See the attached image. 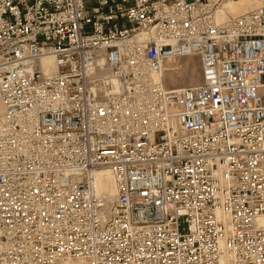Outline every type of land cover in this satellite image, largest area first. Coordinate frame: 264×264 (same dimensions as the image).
Segmentation results:
<instances>
[{"label":"built area","instance_id":"obj_1","mask_svg":"<svg viewBox=\"0 0 264 264\" xmlns=\"http://www.w3.org/2000/svg\"><path fill=\"white\" fill-rule=\"evenodd\" d=\"M229 1L0 0V264H264V0Z\"/></svg>","mask_w":264,"mask_h":264},{"label":"bare ground","instance_id":"obj_2","mask_svg":"<svg viewBox=\"0 0 264 264\" xmlns=\"http://www.w3.org/2000/svg\"><path fill=\"white\" fill-rule=\"evenodd\" d=\"M237 1V2H236ZM244 1H249L253 5H250ZM231 0L227 2L224 5L223 11L221 12V15L219 17L220 20L225 19L229 15H238L241 13H244L250 9H252L256 4L250 0ZM235 2V3H234ZM253 6V7H252ZM41 64L43 66V69L46 72L53 71L55 69V60L54 57L52 56H45L41 60ZM176 68V67H175ZM169 70H173L174 68H167ZM170 74V73H169ZM3 111V106L0 104V112ZM96 183H97V189L101 193H108L114 194L115 193V183H114V178L112 176V173L105 169L97 173L96 177ZM260 222L264 224V216L260 217ZM222 258V262H223Z\"/></svg>","mask_w":264,"mask_h":264},{"label":"rangeland","instance_id":"obj_3","mask_svg":"<svg viewBox=\"0 0 264 264\" xmlns=\"http://www.w3.org/2000/svg\"><path fill=\"white\" fill-rule=\"evenodd\" d=\"M244 2L253 5L249 1ZM171 67L174 68L172 71L167 69ZM163 73L166 85L170 88L197 84L202 80L200 57L195 55L173 59L166 64V69Z\"/></svg>","mask_w":264,"mask_h":264}]
</instances>
